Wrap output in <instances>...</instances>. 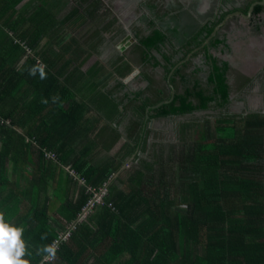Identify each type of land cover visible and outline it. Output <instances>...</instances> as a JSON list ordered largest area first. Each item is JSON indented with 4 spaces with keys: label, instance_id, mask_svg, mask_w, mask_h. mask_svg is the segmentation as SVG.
Instances as JSON below:
<instances>
[{
    "label": "trees",
    "instance_id": "16d2710c",
    "mask_svg": "<svg viewBox=\"0 0 264 264\" xmlns=\"http://www.w3.org/2000/svg\"><path fill=\"white\" fill-rule=\"evenodd\" d=\"M86 1L90 5L99 4L98 0ZM235 1L220 0L217 15L213 5L205 17L198 14L197 19L180 8L174 13L154 8L152 16L159 28L152 19L143 16L153 28L136 48L141 45L143 50L157 52L167 64L188 57L177 72L182 70L188 77L181 76L185 85L182 93L176 92L169 102L150 109L149 118L186 117L195 112L218 111L229 104L230 67L217 56L230 52L227 33L220 31L228 27L219 28L206 45L202 44L227 14L235 11L246 14L249 6L259 0H243L239 7H234ZM227 4L231 8L223 11ZM189 8L193 9V4ZM76 12L72 10L70 15ZM261 14L264 4H256L249 17L251 22ZM38 26L37 34L43 32L47 22H39ZM32 45L20 40L5 44L10 57L17 60L25 57L19 72L27 70L28 74L31 68L41 65ZM196 49L207 68L203 80L199 78L201 67L189 71L190 60L198 54ZM46 51V46L40 50ZM77 52L75 47L74 53ZM144 61L148 63L149 59L142 57ZM92 70L97 74V70ZM190 79L193 83L186 86ZM51 80L56 89L55 77ZM149 105L147 97L140 111L143 113ZM16 111L13 107L9 111L0 107L3 148L7 143L12 148L17 146L13 130ZM199 118L192 117L178 126L179 138L188 126L195 139L181 138L171 146L158 148V152L165 153L149 154L139 161L134 157L133 163L122 171L119 169L125 156L93 164L83 159L70 162L68 155L55 151L51 154L45 144L48 138L32 132L25 118L18 120L21 131L17 132V141L26 147L37 145V174L42 171L44 161L60 168L69 167L78 174L70 181L79 187L77 197L62 202L55 211L54 206L48 209L45 205L50 204L44 203L41 208L33 204L31 211L24 212L23 205V210L15 216L19 222L15 227L23 230L21 239L26 247L22 259L40 264L47 254L38 255V249L48 245L53 247L55 257L46 264H264V116H219L214 120L211 135L207 124L194 122ZM24 127L34 139L27 138ZM124 150L129 155L133 148L125 146ZM84 153L88 152L81 155ZM25 155L24 152L21 156H8L0 152V185L4 188L0 191V213L4 218L18 200L10 187L17 175L11 171L8 176V170L1 168L7 161L26 164ZM83 157L86 159V154ZM102 189L104 195L95 201L94 194ZM83 208H86L85 217L80 218ZM51 213L57 215L54 228ZM13 216H7L5 221L11 223Z\"/></svg>",
    "mask_w": 264,
    "mask_h": 264
},
{
    "label": "crops",
    "instance_id": "0c3cea01",
    "mask_svg": "<svg viewBox=\"0 0 264 264\" xmlns=\"http://www.w3.org/2000/svg\"><path fill=\"white\" fill-rule=\"evenodd\" d=\"M98 2V5H90L86 0L80 4L78 0H0V107L5 111L11 107L17 110L13 116L17 146L12 148L7 143L3 148L4 143L0 141V152L8 156H21L25 152L28 159L26 164L7 161L1 168L8 170V176L11 171L17 175L10 187L11 194L18 200L15 198L14 209L7 215H14L10 223L13 226H19L15 216L23 210V205L26 208L24 212L31 211L33 204L41 208L44 203L50 204L45 205L48 209L54 206L55 211L62 202L77 197L79 192L78 185L70 181L73 176L68 167L60 168L44 161L42 171L37 174L36 143L26 147L17 141V132L21 131L17 121L22 117L32 132L48 138L45 144L52 151L49 153L66 154L70 162L83 159L93 164L125 156L119 169L122 171L133 163L134 157L139 161L149 154L165 153L158 152V148L171 146L181 138L187 141L192 137L195 139L188 126L183 128V136L179 138V124L192 117H200L193 121L204 125L214 115L264 116V14L254 22H243L248 26L242 25L240 19H229L225 24L230 49L235 45L242 49L237 63V52L233 50L230 55L217 54L230 66L227 73L230 96L225 110L217 112L212 109L173 119L149 118L150 109L169 102L176 92L182 93L185 85L181 76L188 77L182 70L177 73L182 61L178 63L173 59V64H167L157 52L143 50L141 45L135 47L153 28L143 16L152 19L158 28L160 25L152 16L154 8L177 12L180 8L197 19L198 14L189 8L192 4L195 6L197 0ZM72 10L77 12L70 15ZM39 22H47V27L37 34ZM125 37L131 38L127 48L123 47L127 42ZM210 37L204 42H208ZM19 40L33 44L37 60L45 66V79L40 78L39 71L30 79L27 77L29 71L28 74L25 73L27 70L19 72L25 57L17 60L4 49L6 43ZM45 46L48 51L40 52ZM75 47L77 53H74ZM142 57L148 58V63L142 62ZM195 57L198 59L190 60L189 71L201 67L199 78L203 80L207 68L202 64L200 53ZM82 59L84 62L76 69V64ZM91 70H97V74ZM51 77L56 79V89ZM192 83L190 79L186 86ZM56 96L59 99L54 101ZM147 97L150 105L142 113L140 108ZM168 124H178L175 132H170L172 140L165 136ZM24 132L27 138L34 139L25 127ZM125 146L133 148L129 155H125ZM83 151L88 152L84 153L86 159L84 154L81 155ZM2 186L0 191L4 190ZM35 199L37 202H31ZM52 217L53 226L57 215Z\"/></svg>",
    "mask_w": 264,
    "mask_h": 264
},
{
    "label": "clouds",
    "instance_id": "9594fccd",
    "mask_svg": "<svg viewBox=\"0 0 264 264\" xmlns=\"http://www.w3.org/2000/svg\"><path fill=\"white\" fill-rule=\"evenodd\" d=\"M236 3L238 4V2H236ZM230 8H231V5L227 4L226 7L223 8V11H226V10H228ZM170 11H171L170 13H174L175 12L174 10H170ZM206 13L202 14V12H201L200 15L204 16ZM214 14L217 15L218 14V10L217 11L214 10ZM233 18H234V16L229 17L228 19H233ZM233 20H236V19H233ZM226 21H225V23L223 25L218 27L217 32L219 31V28H222L226 24ZM220 31H222V32L225 31L228 34L227 29L226 30L225 29L224 30H220ZM206 44H207V42H203L202 46H204ZM196 51H198V49H196ZM230 54H231V49H230V52L224 53L222 55H230ZM182 61H184V60H182ZM39 64H40V62H39ZM44 68H45L44 65H39L38 68L37 67H33V68L30 69L29 74L30 75H35L36 72L39 71L40 78L41 79H45L46 78V73L44 71ZM229 96H230V94H229ZM57 99H59L58 96L53 97L54 101L57 100ZM227 106H225L224 108H220V110H218V111L225 110L227 108ZM68 169L70 170V173L73 176L72 178L75 179L78 174L74 170L70 169L69 167H68ZM22 232H23V230L21 228H17L15 226L11 225L10 223H7L5 221L4 215L2 213H0V264H30V262L28 260L22 259V257L25 256V254H26L25 243L21 239ZM44 253H46L47 255H44V257L41 260L40 264H46V262L48 260L54 259V257H55V251H54L52 246L45 245V246H42L40 249H38V252H37L38 255H41V254H44Z\"/></svg>",
    "mask_w": 264,
    "mask_h": 264
},
{
    "label": "rangeland",
    "instance_id": "374dc122",
    "mask_svg": "<svg viewBox=\"0 0 264 264\" xmlns=\"http://www.w3.org/2000/svg\"><path fill=\"white\" fill-rule=\"evenodd\" d=\"M208 1H211V2H213L212 0H208ZM234 18L235 19H240V21H241V24L242 25H245L244 23H247L248 21H250V18H246V19H243L241 16H234ZM228 21H230L229 19H227V21L226 22H228ZM244 22V23H243ZM245 26H248V25H245ZM251 35V34H250ZM233 50V52L234 53H236L237 52V54H236V60H235V62L237 63V61H238V58H239V56H240V54L242 53V49L240 48V47H238L237 45H235V46H233V47H231V51ZM198 58L197 57H193L192 58V60L193 61H196ZM231 60V59H230ZM223 111V110H222ZM217 112H219V111H217ZM214 117H216L217 118V116L216 115H214L213 117H212V120L210 119V121L208 122V124H207V127H208V130L210 131V132H212L213 131V127H214V120H215V118ZM219 117V116H218ZM178 124H176V125H170V124H168V125H166L165 127L167 128L166 129V133H165V136H167V137H169L171 140H172V137H171V135H170V132H175V127L177 126ZM202 128H203V126H201Z\"/></svg>",
    "mask_w": 264,
    "mask_h": 264
},
{
    "label": "flooded vegetation",
    "instance_id": "af4514ba",
    "mask_svg": "<svg viewBox=\"0 0 264 264\" xmlns=\"http://www.w3.org/2000/svg\"><path fill=\"white\" fill-rule=\"evenodd\" d=\"M213 2H211V1H208V0H197V2H196V5L194 6V10H195V12L197 13V14H201V12H202V14L203 13H206V12H208L211 8H212V6L213 5H215L216 6V8H215V11H217V8L219 7V5H221L220 4V0H212ZM243 0H238V4L236 3L237 2V0L235 1V4H234V7H239L240 5H241V2H242ZM228 5H230V4H228ZM235 16H239V15H235ZM181 62V61H180ZM180 62H178V63H180ZM184 61H182V63H183Z\"/></svg>",
    "mask_w": 264,
    "mask_h": 264
},
{
    "label": "water",
    "instance_id": "95a60500",
    "mask_svg": "<svg viewBox=\"0 0 264 264\" xmlns=\"http://www.w3.org/2000/svg\"><path fill=\"white\" fill-rule=\"evenodd\" d=\"M256 4H258V5H263L264 4V0H259L258 2H253L250 6H249V8H248V10H247V13L246 14H243L242 12H240V11H235V12H233V13H230V14H228L224 19H223V21L213 30V32H212V34H211V36H213L214 35V33H215V31H217V29H218V27L219 26H221V25H223L224 23H225V21L229 18V17H232V16H235V15H240V16H242V18H249L250 17V15H251V12H252V9H253V7L256 5ZM127 36H128V34H127ZM128 40V41H127ZM126 41L127 42H124V46L123 47H125V48H127L128 46H129V41H131V38L130 37H127L126 38ZM121 48V50H123L124 48Z\"/></svg>",
    "mask_w": 264,
    "mask_h": 264
},
{
    "label": "built area",
    "instance_id": "2783aa9c",
    "mask_svg": "<svg viewBox=\"0 0 264 264\" xmlns=\"http://www.w3.org/2000/svg\"><path fill=\"white\" fill-rule=\"evenodd\" d=\"M22 46H23V44H22ZM23 47H24V46H23ZM37 62H38V61H37ZM79 182H80V181H79ZM88 190H89V187H88ZM88 190H87V191H88ZM104 192H105L104 189H102V190H100L99 192L95 193V194H94V199H95V201H99L100 198H101V196L104 195ZM91 203H92V202L90 201V202H89V205H90ZM85 210H86V208H83V209H82V215H80V218L85 217V216H84L85 213H83Z\"/></svg>",
    "mask_w": 264,
    "mask_h": 264
}]
</instances>
